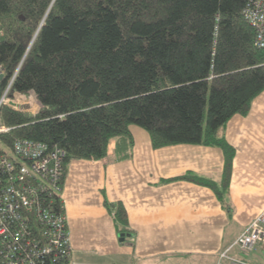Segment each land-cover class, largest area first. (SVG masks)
Instances as JSON below:
<instances>
[{"label": "trees", "instance_id": "obj_1", "mask_svg": "<svg viewBox=\"0 0 264 264\" xmlns=\"http://www.w3.org/2000/svg\"><path fill=\"white\" fill-rule=\"evenodd\" d=\"M247 2L0 0L1 84L24 57L12 90L37 101L35 113L1 109L10 130L0 141L57 144L66 152L63 177L70 161L102 159L112 141L117 160L131 157V125L148 133L153 149L217 147L224 157L218 183L175 179L211 188L230 215L235 150L224 128L264 90V50L242 15ZM104 205L117 233L128 232L123 205Z\"/></svg>", "mask_w": 264, "mask_h": 264}, {"label": "crops", "instance_id": "obj_2", "mask_svg": "<svg viewBox=\"0 0 264 264\" xmlns=\"http://www.w3.org/2000/svg\"><path fill=\"white\" fill-rule=\"evenodd\" d=\"M129 131L131 157L117 160L112 141L102 159L72 160L67 166L62 198L71 245L68 264H216L264 209V90L246 115H233L224 128L235 150L230 215L211 188L175 179L193 174L218 183L221 149L191 144L153 149L145 130L131 125ZM105 201L123 205L128 232L117 233ZM256 248L263 251L258 245L247 254L232 248L227 255L248 261Z\"/></svg>", "mask_w": 264, "mask_h": 264}, {"label": "built area", "instance_id": "obj_3", "mask_svg": "<svg viewBox=\"0 0 264 264\" xmlns=\"http://www.w3.org/2000/svg\"><path fill=\"white\" fill-rule=\"evenodd\" d=\"M242 15L254 29V46L264 50V0H248ZM1 35L0 30V39ZM21 62L5 85L1 84L4 70L0 65V111L6 106L33 113L29 104H24L31 93L27 98L12 90ZM9 130L0 121V137ZM1 146L0 255L4 264L69 263L70 235L62 198L65 150L57 144L25 138L12 141L11 153ZM258 245L264 250V209L219 254L216 264H223V258L229 259L230 264H254L227 253L232 248L250 253Z\"/></svg>", "mask_w": 264, "mask_h": 264}, {"label": "rangeland", "instance_id": "obj_4", "mask_svg": "<svg viewBox=\"0 0 264 264\" xmlns=\"http://www.w3.org/2000/svg\"><path fill=\"white\" fill-rule=\"evenodd\" d=\"M26 97L28 98V95H26ZM0 144L2 145L0 146L3 147L7 152H12L11 147L4 145L1 141ZM247 260L254 264H264V250L261 251L256 248L255 251L247 257Z\"/></svg>", "mask_w": 264, "mask_h": 264}, {"label": "bare ground", "instance_id": "obj_5", "mask_svg": "<svg viewBox=\"0 0 264 264\" xmlns=\"http://www.w3.org/2000/svg\"><path fill=\"white\" fill-rule=\"evenodd\" d=\"M22 63V62H21ZM21 65V64H20ZM24 104H29V109L31 110V111H33V113H35L36 112V110H37V104H36V101H35V99H33V98H29V99H27L25 102H24ZM30 113V112H29ZM247 254V253H246Z\"/></svg>", "mask_w": 264, "mask_h": 264}, {"label": "water", "instance_id": "obj_6", "mask_svg": "<svg viewBox=\"0 0 264 264\" xmlns=\"http://www.w3.org/2000/svg\"><path fill=\"white\" fill-rule=\"evenodd\" d=\"M2 77L0 76V79H1Z\"/></svg>", "mask_w": 264, "mask_h": 264}]
</instances>
